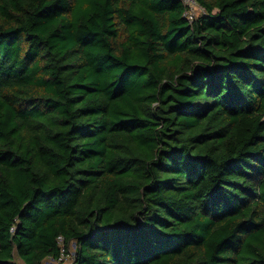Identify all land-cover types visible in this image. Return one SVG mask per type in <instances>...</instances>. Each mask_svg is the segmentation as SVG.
I'll return each instance as SVG.
<instances>
[{
  "label": "trees",
  "instance_id": "16d2710c",
  "mask_svg": "<svg viewBox=\"0 0 264 264\" xmlns=\"http://www.w3.org/2000/svg\"><path fill=\"white\" fill-rule=\"evenodd\" d=\"M0 0V264H264V0Z\"/></svg>",
  "mask_w": 264,
  "mask_h": 264
},
{
  "label": "built area",
  "instance_id": "2783aa9c",
  "mask_svg": "<svg viewBox=\"0 0 264 264\" xmlns=\"http://www.w3.org/2000/svg\"><path fill=\"white\" fill-rule=\"evenodd\" d=\"M184 4L188 6V10L185 12V14L189 17V19L192 21L193 18L195 17L193 14L190 12V6L198 3L196 0H183ZM204 10V9H203ZM58 241L60 244V254L59 257L53 258L50 257L44 264H74V255H71V251L66 250L65 244H64V237L59 236ZM71 260V262H69Z\"/></svg>",
  "mask_w": 264,
  "mask_h": 264
},
{
  "label": "rangeland",
  "instance_id": "374dc122",
  "mask_svg": "<svg viewBox=\"0 0 264 264\" xmlns=\"http://www.w3.org/2000/svg\"><path fill=\"white\" fill-rule=\"evenodd\" d=\"M203 11H204V10H203L202 6L199 5V3H195V4H193V5L190 6V12H191V14H193L195 17L199 16L201 13H203ZM75 250H76V243L73 242V243L71 244V247H70L71 255H72V254H75ZM16 260H17V263H18V264H24V262H23L21 259H19L18 257H17ZM47 260H48V259H46L45 262H46ZM69 262H71V260H70Z\"/></svg>",
  "mask_w": 264,
  "mask_h": 264
}]
</instances>
